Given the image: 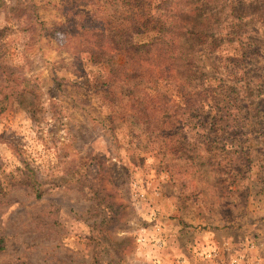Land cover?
<instances>
[{"label": "rangeland", "instance_id": "1", "mask_svg": "<svg viewBox=\"0 0 264 264\" xmlns=\"http://www.w3.org/2000/svg\"><path fill=\"white\" fill-rule=\"evenodd\" d=\"M91 1L2 0L0 58L36 95L0 116V264H216L215 247L225 264L263 259L264 0H146L156 31L123 36L114 29L139 0H95L111 8L104 37L68 42ZM190 1L200 9L186 12ZM87 35L92 56L76 50ZM128 43L134 63L146 59L128 67L140 86L112 77L106 96L102 73ZM241 54L255 92L246 101L241 82L231 108L226 57ZM210 107L222 118L207 119Z\"/></svg>", "mask_w": 264, "mask_h": 264}, {"label": "trees", "instance_id": "2", "mask_svg": "<svg viewBox=\"0 0 264 264\" xmlns=\"http://www.w3.org/2000/svg\"><path fill=\"white\" fill-rule=\"evenodd\" d=\"M91 3H92V12L88 14H79L77 12V17H78L77 21L69 22L68 26L70 25L69 26L70 29L67 30H69L70 34L66 35V39L68 38V42H71L72 39L77 38L79 34H93L95 32V34L97 33L98 36L100 34L101 37H104L105 27L103 24V18H105L109 14L108 12H111V8L108 10L105 7V4L100 6L99 4L95 3V0H92ZM192 3L194 2L190 1L188 7L184 6L183 9L185 8L186 12H191V13L200 9L199 1L196 6H193ZM152 4H153L152 2L147 3L146 0L145 1L139 0L138 2H136L137 6H133L131 11L128 10L123 16L120 17L121 24L117 28L115 27L116 28L114 29V32H116L115 36H120V35L123 36L124 33L131 34L135 31H140L143 27L146 28L144 33L148 31H156L159 24L152 23V21L150 20L151 18L150 13H147L149 11H154L155 8L152 7ZM1 5H2V0H0V7ZM208 12L210 13V11ZM72 16L77 18L76 13ZM190 22L194 24L192 25V28H198V24L196 23L195 20L194 21L191 20ZM61 26L63 25H59L58 28H55L53 33L55 34L59 31L67 32L66 30H62ZM192 35L194 37L193 41H198V38L196 37V33H192ZM96 38L97 36L95 35H87L86 45H83V43L80 42V44L78 45L79 49H76L78 51L77 54L80 55L87 54L89 56L94 55V51L91 48L94 46V42L97 40ZM128 47L129 49L125 50L126 55H124L125 59L123 63L119 67L116 66V68L114 65V68L111 69L108 73L105 71L102 73L103 79L106 81L105 83L103 82L104 83L103 85L102 84L100 85V89L105 88L106 92L104 91V93L106 94V96L110 92V89H107L106 86L107 83L110 82L109 79L112 77L118 78L121 87L127 86L128 88H130L129 92H131L132 90L134 91L137 90V88L140 86L139 83L135 82V80H138L137 74L135 73H139L141 68H137L138 71L137 70L132 71V69L129 70L128 67L133 66L134 64L141 65L142 60H146V59L145 57H141L142 59L141 62H139L138 59V62L134 63V61L137 60L136 56H138V52H139V49L137 48L138 46L129 44ZM135 50L137 52H135ZM115 52L116 51L112 49L108 52V54L109 55L115 54ZM0 54H1V49H0ZM103 56H105V54H102V57ZM232 56H227L226 61L228 60L229 62V65L227 67L229 69V74L231 75L229 78L231 79V83L233 84V86L231 88V91L226 96H223L224 100L229 101V106L231 108L234 107V105H232L233 102H238L239 91L241 88V86L238 87V85L241 82H244L243 84H245V88L248 91L247 96L245 97L246 101H249L250 95L255 92V90H253L252 87L253 85H251L252 79L249 80L243 77V74L241 73L242 66H240V59L242 58L244 61H246V59L244 58L245 55L241 54L240 56L237 57H235L234 55ZM118 57H120V55H113L111 58L117 59ZM220 57H223L222 54L220 55ZM243 71H245V69H243ZM99 77H100V73L96 75V78L94 79V84L101 83ZM139 78L141 79L142 77ZM134 82L136 83V85H131V83ZM222 88H224V93H225L227 88L226 87H222ZM215 92H216L215 90L211 89L210 91H202L199 93H209L207 99L212 100L213 97L215 96ZM199 93H197L198 96L201 95ZM27 95H29L32 99L35 98L36 95L35 87L31 85L29 81L25 80L24 78L15 76L14 68L8 64L2 63V60L0 58V116L10 107L13 101L15 100L17 101L18 99L24 100L26 99L25 97ZM131 95H134V92L129 94V96ZM192 97L195 98L196 96L192 95ZM211 104L212 102L209 101V105ZM201 112H203V110ZM212 112L214 111L210 107L207 113H205L207 115L206 116L207 119L211 118V120L216 122V120L222 118L220 117V115H222L223 111H217L216 114L213 115V117L211 115ZM225 116H226L225 118H228V115H226V113ZM212 126H214V122Z\"/></svg>", "mask_w": 264, "mask_h": 264}, {"label": "crops", "instance_id": "3", "mask_svg": "<svg viewBox=\"0 0 264 264\" xmlns=\"http://www.w3.org/2000/svg\"><path fill=\"white\" fill-rule=\"evenodd\" d=\"M226 234L224 233V236H225ZM254 236H256L257 238H258V240L256 241V248L257 249H259L258 247H260V251L259 252H264L263 251V248H264V232H262V231H257V233L254 235ZM204 238H205V241H204V244L206 245V246H208V245H211V246H213L215 243H216V241L217 242H219L218 241V238H217V236H216V232H209V233H206V235H204L203 236ZM243 238H241V236L239 235V239L237 238V239H234V241L236 242V243H238L239 245H237L238 246V249H239V247H241L243 244H241V240H242ZM222 241V242H221ZM220 241V243H222V244H219V246H220V248L221 247H223V248H226V249H228V247H230V246H228L230 243L229 242H225V239L223 238V240H221ZM224 242V243H223ZM215 246H217V244L215 245ZM219 248V247H218ZM219 248V250H221ZM214 250H216L218 253H219V251H218V249H217V247H215V249H209L208 251H214ZM256 250V249H255ZM207 251V252H208ZM222 251V250H221ZM206 252V251H205ZM217 253V256H216V260L214 261V262H217L216 264H225V263H223L224 262V258L223 257H221L220 256V253L218 254ZM242 253V252H241ZM240 253V254H241ZM244 253H242L241 254V256L240 257H243V256H245V254L243 255ZM250 254V253H249ZM239 255V254H238ZM251 255V256H250ZM249 256H246V257H250V259H249V261L251 260V262L253 261V262H256L255 264H264V258L262 259V258H260L259 256H257V253L255 254V253H251ZM246 257H244L245 259H246ZM253 257V258H252ZM239 263H241L240 261H238ZM242 263L243 264H245L243 261H242ZM241 263V264H242Z\"/></svg>", "mask_w": 264, "mask_h": 264}, {"label": "built area", "instance_id": "4", "mask_svg": "<svg viewBox=\"0 0 264 264\" xmlns=\"http://www.w3.org/2000/svg\"><path fill=\"white\" fill-rule=\"evenodd\" d=\"M210 256H211V257H214V256L216 257V256H217L216 251H212Z\"/></svg>", "mask_w": 264, "mask_h": 264}]
</instances>
